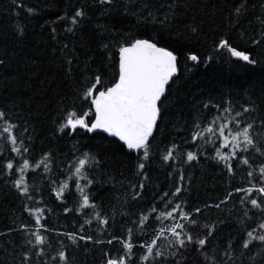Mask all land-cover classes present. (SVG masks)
<instances>
[{"label": "trees", "instance_id": "1", "mask_svg": "<svg viewBox=\"0 0 264 264\" xmlns=\"http://www.w3.org/2000/svg\"><path fill=\"white\" fill-rule=\"evenodd\" d=\"M261 21L264 0H0V132L14 125L21 147L20 154L13 152L7 134L0 136V264H25V255L27 264H106L108 258L126 255L113 237L128 240L129 229L134 244L129 264H264V242L242 247L247 232L264 234V211L250 204V199L264 197L255 190L236 191L264 186L259 172L264 166ZM136 39H150L177 56L178 71L159 102L147 160L143 151L128 149L103 130H61L68 112L82 114L92 107L84 94L97 76L101 90L116 82L119 49ZM225 40L256 63L232 57L219 47ZM190 55L198 61L188 59ZM227 108L231 111L225 112ZM217 116L219 123L239 120V126L231 124L233 132L253 124L254 144L231 160V171L216 155L217 149L230 154L231 144L224 147L210 133L192 140L195 131H203ZM173 145L174 158L164 161ZM189 151L198 158L188 162ZM85 154L88 164L77 176L75 168ZM242 157L249 164L241 163ZM24 160L30 163L24 173L26 195L14 184ZM9 161L14 164L10 171L5 167ZM84 175L93 181L85 192L94 208L80 207L82 195L75 185L86 184ZM64 182L69 187L57 199ZM178 187L181 191L174 195ZM177 204L192 214L189 220L179 213L174 219L160 217ZM35 208L44 209L43 228L28 212ZM145 215L149 220L141 225ZM176 223L185 224L195 240L207 237L205 246L181 247L168 231L159 236L160 229ZM37 231L47 238L45 244L35 245ZM158 236L155 248L164 255L142 261L146 250L141 245ZM60 251L66 261L59 259Z\"/></svg>", "mask_w": 264, "mask_h": 264}, {"label": "snow or ice", "instance_id": "2", "mask_svg": "<svg viewBox=\"0 0 264 264\" xmlns=\"http://www.w3.org/2000/svg\"><path fill=\"white\" fill-rule=\"evenodd\" d=\"M111 3V0H101V3ZM237 13H240L241 8L236 9ZM77 16L82 15L81 12L76 13ZM75 23V18H73ZM264 24V21H261ZM258 43V42H257ZM219 47L226 48L232 57L238 58L239 60L248 62L249 64L256 63L250 55L241 50H237L228 43V41H221ZM191 61H198L196 55H190L188 57ZM177 56L165 47H158L157 43H154L150 39H136L135 41L121 46L119 49V76L116 82L106 89L101 90L99 86L102 85L101 78L97 76L95 78V83L91 85L90 88L84 94V99L90 100L92 107L82 114H78L76 111H70L66 115L65 123L62 125L61 130L69 129L71 132H75L77 128L86 129L88 132H94L96 130H103L104 132L118 137L123 141L127 148L130 150L143 151V157L145 160L149 157V138L153 135V130L157 126V119L160 115L159 102L161 97L164 95L166 86L169 81L177 73ZM207 107V105H206ZM225 112H230L231 109L227 108ZM245 112L249 109L245 108ZM242 113H236V116H240ZM94 115V119L91 117ZM4 117V113L0 111V119ZM220 117H215L209 125L203 129V131H195L192 135V140L195 142L197 139L203 138L205 133H210L213 135H218L222 140L223 146L228 147L231 144L233 151L230 154H222L219 149L216 150L217 158L221 161H226L229 171L232 170L231 160L235 159L238 152H246L249 146L254 144V140L251 134V129L253 124L249 123L246 126L240 128V130L233 132L231 124L235 123L237 126L240 125V121L233 118L232 121H227L224 123H219ZM14 125H7L3 127L0 136H5V139L10 140L11 144L14 145L12 148L13 152L17 154L21 153V147L17 144V138L13 133ZM231 136V140L229 137ZM208 143H213L211 139ZM22 144V141H21ZM176 145L169 148L166 154L163 156L164 161H168L174 158V149ZM27 148L24 152H27ZM257 152L260 151L259 148L256 149ZM187 161L191 162L198 158L197 153L189 151L186 153ZM47 159V156L44 158ZM241 163L247 165L249 164V159L246 157L241 158ZM40 164H44V160L36 164L34 167L39 168ZM88 164L87 154H85V159H80L78 161V166L75 168V175L79 176L82 169ZM47 169V164L44 165ZM7 170H12L14 164L9 161L5 165ZM145 165L141 163L139 165L140 169H144ZM30 168V163L28 160H24L23 164L18 168L21 173L19 179H17L14 184L17 189L24 195L28 194L29 188L25 182L24 173ZM261 174V179L264 180V166L259 169ZM252 172L248 173L251 177ZM83 179L86 184L82 186L79 182L76 183V189L82 195L81 209L92 207L95 205L90 203L89 195L85 192V187L93 183V181L84 175ZM181 179L183 177L181 176ZM143 184L140 186L143 188ZM69 185L64 182L56 190L57 199H62L65 191L68 189ZM257 191L261 197H264V186L256 187L255 184L247 189H236L237 192H246L251 194L253 191ZM181 189L178 187L176 193L178 194ZM232 194L229 193V196ZM31 198V197H29ZM227 199V198H226ZM247 199V197H245ZM244 201L242 200L241 203ZM250 204L254 209H261L264 211V200L250 199ZM219 207V205H217ZM71 211L65 208V212ZM152 211H155L153 208ZM200 209H195V212H199ZM30 215H34L36 219V224L39 228H43L44 225L41 223L43 217L44 209L35 208L28 209ZM179 213L180 217L184 220H189L191 213H186L180 204L175 205L171 211L161 212L160 217L165 218H175L174 214ZM247 215V213H245ZM96 218H99L97 214ZM149 220L147 215L143 216L139 223L143 225ZM102 224H107L106 219H100ZM86 223H91V221H86ZM190 223L195 225V220H190ZM261 229H264V223L260 225ZM178 229L180 231H178ZM171 232L176 238V242L181 246L185 247L186 244H198L199 248H203L207 243V237L195 240L194 237L186 230V226L183 223H176L168 229H160L159 236H163L164 232ZM35 236V245H43L46 242V237L41 235L39 231L33 233ZM211 235V232H209ZM128 240L121 241L119 237H113L118 243H122V247L126 252V255H121L115 258H108L106 264H129V260L132 254V249L134 244L130 242L132 236V230L128 231ZM159 236L152 239L150 243L141 245L146 250V254L141 257L142 261H149L150 259H155L164 255L163 252L156 250L157 240ZM69 238L75 241L76 237L74 234H70ZM80 239H85V237H80ZM91 239V237H87ZM254 240L264 242V234L254 235V232H247V239L244 240L242 247L247 249L250 247ZM113 241L109 240L107 243L111 244ZM43 250L37 255H41ZM58 257L61 261H66L67 257L64 251L58 253ZM28 256L25 255V264H27Z\"/></svg>", "mask_w": 264, "mask_h": 264}, {"label": "water", "instance_id": "3", "mask_svg": "<svg viewBox=\"0 0 264 264\" xmlns=\"http://www.w3.org/2000/svg\"><path fill=\"white\" fill-rule=\"evenodd\" d=\"M158 47H161V46H159V45H157ZM171 81V80H170ZM170 81H169V83H170ZM169 85V84H168ZM168 85L166 86V89H167V87H168ZM159 118V117H158ZM157 121H158V119H157ZM154 130H155V128H154ZM154 130H153V132H154Z\"/></svg>", "mask_w": 264, "mask_h": 264}, {"label": "rangeland", "instance_id": "4", "mask_svg": "<svg viewBox=\"0 0 264 264\" xmlns=\"http://www.w3.org/2000/svg\"><path fill=\"white\" fill-rule=\"evenodd\" d=\"M13 134V133H12Z\"/></svg>", "mask_w": 264, "mask_h": 264}]
</instances>
